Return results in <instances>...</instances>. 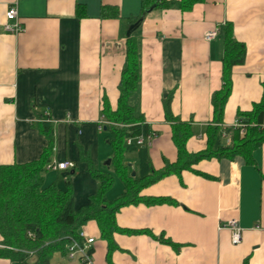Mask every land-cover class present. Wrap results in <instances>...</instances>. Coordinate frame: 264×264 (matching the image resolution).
Wrapping results in <instances>:
<instances>
[{
  "label": "crops",
  "instance_id": "obj_1",
  "mask_svg": "<svg viewBox=\"0 0 264 264\" xmlns=\"http://www.w3.org/2000/svg\"><path fill=\"white\" fill-rule=\"evenodd\" d=\"M11 5L24 29L18 35L3 30ZM78 5L85 9L84 17L77 16ZM103 7L116 8L120 18L101 19ZM140 12L141 0H0V165L39 160L49 146L39 123L49 124V164L72 161L76 167L47 170L46 184L66 189L56 178L61 174L66 184L68 175L76 210L97 192L90 169L111 165L102 110L105 100L117 108L127 24ZM226 23L233 24L235 39L247 48L246 62L233 71L223 116V143L231 145L237 113L251 111L264 95V0H204L188 12L156 10L136 30L142 82L132 103L156 134L147 147L154 170L178 157L165 119L163 102L170 93L174 116L192 124L189 152L207 148V128L214 119L211 98L223 86L220 32ZM214 30L218 36L206 41L205 34ZM255 161L204 160L195 169L212 179L184 171L145 188L146 198L175 203L121 209L116 221L125 232L115 233L117 248L110 255L98 225L89 222L81 229L95 239L89 264H244L246 259L264 264V143ZM126 164L136 173L137 154L129 155ZM119 184L117 180L109 199L123 193L122 184L114 191ZM233 219L243 229L237 245L231 232L221 229ZM153 236L173 242L178 250ZM0 264L12 263L0 259ZM51 264L84 263L56 253Z\"/></svg>",
  "mask_w": 264,
  "mask_h": 264
},
{
  "label": "trees",
  "instance_id": "obj_2",
  "mask_svg": "<svg viewBox=\"0 0 264 264\" xmlns=\"http://www.w3.org/2000/svg\"><path fill=\"white\" fill-rule=\"evenodd\" d=\"M202 2L204 0H141V12L139 16L128 20L127 28L141 23L153 11L178 9L188 12ZM84 15L85 9L78 5L77 16L81 18ZM100 17L120 18L114 7H103ZM137 31L126 39V63L119 84L117 108L113 110L108 101H104L102 113L106 122L103 128L112 154L109 169H90L98 183L96 194L91 197L89 204L76 210L68 175L66 189L58 188L56 183L46 184L45 173L52 157L53 132L49 124L39 123L42 133L49 141V146L40 159L26 164L0 165V259L9 260L12 264H51L56 253L68 257V246L74 240L80 241L79 231L89 222H96L98 225L101 238L108 243L110 255L117 248L115 233L125 232L118 227L116 221L121 209L139 203H175L171 199L146 198L142 195L145 188L171 175L180 177L184 171L200 174L195 166L204 160L233 161L240 157L247 165L255 164V152L264 143V95L251 111L237 113V122L242 127L234 126L232 144L225 145L222 139L223 116L232 92L233 71L247 60L246 45L235 39L231 23L224 24L220 32L223 40V86L211 98L214 119L207 128V148L197 153L189 152L187 146L194 136L192 124L172 113V93L163 103L165 119L172 126L177 161L167 162L163 169L154 170L147 147H138L135 143L127 145L129 138L153 134L138 106L132 103L142 82L140 39ZM131 154H137L138 157L135 176L126 164ZM200 175L212 179L209 175ZM117 180L123 186V193L111 200L108 193ZM157 240L177 250L179 248L163 237ZM244 264H248V259Z\"/></svg>",
  "mask_w": 264,
  "mask_h": 264
},
{
  "label": "built area",
  "instance_id": "obj_3",
  "mask_svg": "<svg viewBox=\"0 0 264 264\" xmlns=\"http://www.w3.org/2000/svg\"><path fill=\"white\" fill-rule=\"evenodd\" d=\"M3 30L6 33L18 35L24 31L23 25L19 20V14L17 7L15 5L9 6L6 12V23L3 26ZM219 34V30H214L205 34L206 41H212ZM235 127H242L238 122H236ZM244 130L242 131V134ZM154 138V133L145 136H138L136 138H129L127 140V145L136 144L138 147H148ZM76 164L72 161L55 162L49 164L46 169L51 171H61L68 172L73 171ZM221 229H228L231 232V241L234 245L240 244L242 241L243 229L240 227L238 220L233 219L227 222L225 225L221 226ZM32 236V234H30ZM79 240H74L68 246V258L69 259H79L84 264H89L92 260L93 254V244L95 243L94 238H89L86 233L82 230L79 231Z\"/></svg>",
  "mask_w": 264,
  "mask_h": 264
},
{
  "label": "water",
  "instance_id": "obj_4",
  "mask_svg": "<svg viewBox=\"0 0 264 264\" xmlns=\"http://www.w3.org/2000/svg\"><path fill=\"white\" fill-rule=\"evenodd\" d=\"M140 22L131 25L127 30V37H129L134 31H136L139 28ZM111 164V158L108 159L107 165L109 166ZM133 176H135V173H133Z\"/></svg>",
  "mask_w": 264,
  "mask_h": 264
},
{
  "label": "rangeland",
  "instance_id": "obj_5",
  "mask_svg": "<svg viewBox=\"0 0 264 264\" xmlns=\"http://www.w3.org/2000/svg\"><path fill=\"white\" fill-rule=\"evenodd\" d=\"M57 180H59V181H61V183L64 185V188H65V186H66V184L63 182V180H62V176H61V174L58 176V178H56ZM55 183V182H54ZM120 186H121V184H119L115 189H114V191H116V190H119L120 189ZM118 188V189H117ZM113 194V193H112Z\"/></svg>",
  "mask_w": 264,
  "mask_h": 264
}]
</instances>
